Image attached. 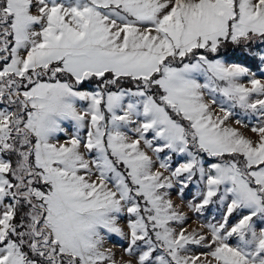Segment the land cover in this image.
Here are the masks:
<instances>
[{
	"label": "snow or ice",
	"instance_id": "snow-or-ice-1",
	"mask_svg": "<svg viewBox=\"0 0 264 264\" xmlns=\"http://www.w3.org/2000/svg\"><path fill=\"white\" fill-rule=\"evenodd\" d=\"M229 51L264 65V0H0V264H264V80ZM197 176L224 212L188 232Z\"/></svg>",
	"mask_w": 264,
	"mask_h": 264
},
{
	"label": "rangeland",
	"instance_id": "rangeland-1",
	"mask_svg": "<svg viewBox=\"0 0 264 264\" xmlns=\"http://www.w3.org/2000/svg\"><path fill=\"white\" fill-rule=\"evenodd\" d=\"M232 51H229V54H231ZM239 53V52H238ZM241 56V55H240ZM252 59L251 57H249ZM253 60V59H252ZM256 62V69L255 72L257 74V78L264 80V76L261 75V71H264V65H260L259 60H253ZM200 81L203 82L204 78L199 77ZM220 97L218 96V99ZM227 106V105H226ZM219 110V106H217V111ZM235 115L232 118L235 120L237 117L243 119L245 123L247 124V128H245L242 125H238L239 129L245 133V135L255 138V135L250 131V128L258 123L261 122V118L257 114H253L251 112L245 113L244 110L240 108L233 109ZM69 128H71L70 124H67ZM149 138H151V134H149ZM64 137H61V140H63ZM150 155H152L151 152H149ZM165 155H172L170 153L161 154V158H163ZM183 157H179L176 155L172 156V163L173 166H175L177 163L183 161ZM203 191V181H200L198 176L194 177L193 182H191L187 188H185L183 193V198H181L180 195L177 194V188H174L170 191V196L173 199L174 203L178 206L180 210L183 211V213L187 216V224L186 228L188 232H192L194 230H202L201 225L209 224V223H217L220 221L223 212H224V205L220 204L218 202H213L207 206H205L202 213H196L191 205L192 204H199L201 202V193ZM214 201L216 198H213ZM237 217V214H234L233 220H235ZM121 244H126V241L120 240L119 237H113V239L109 242V246L113 247L114 250L117 252L118 256L122 255L123 249L120 247ZM204 251V249L193 246V252H200ZM127 258V257H125Z\"/></svg>",
	"mask_w": 264,
	"mask_h": 264
},
{
	"label": "trees",
	"instance_id": "trees-1",
	"mask_svg": "<svg viewBox=\"0 0 264 264\" xmlns=\"http://www.w3.org/2000/svg\"><path fill=\"white\" fill-rule=\"evenodd\" d=\"M228 58L231 59V60L237 61V62L246 63L249 67H251L252 71H255V69L257 68L256 67L257 64H256L255 61H253L249 57L248 58H244V57L240 56V54L238 52L236 54H233V53L229 54L228 53Z\"/></svg>",
	"mask_w": 264,
	"mask_h": 264
}]
</instances>
